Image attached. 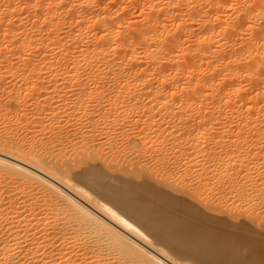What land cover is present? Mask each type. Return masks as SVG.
Returning a JSON list of instances; mask_svg holds the SVG:
<instances>
[{"label":"bare ground","instance_id":"obj_1","mask_svg":"<svg viewBox=\"0 0 264 264\" xmlns=\"http://www.w3.org/2000/svg\"><path fill=\"white\" fill-rule=\"evenodd\" d=\"M131 9H136L138 16L131 18ZM8 74L15 79L16 75L19 78L24 76L26 83L28 77L33 80L35 77V84L28 89L34 90L30 95L26 84L23 85L26 93H22L27 94V98L40 92L48 81L56 83L61 79V82H57L59 88L51 85L52 91L47 85L48 91L43 89L45 95L41 96L42 99L34 96L29 99L33 111L44 110L50 116L48 122H44L47 120L41 116V120L37 117L35 121L33 112L29 116L35 117L27 123L50 129L56 134L54 141L49 138V133V137L47 135L39 142L35 137L39 132L34 134L38 128L33 133L35 136L32 135L38 140L39 149H35L32 143L22 142L25 137L20 138V133L16 137L17 134L5 132L9 136L0 137V185H10L11 188L5 192L0 186V264H264L263 245L254 247V250L250 247L252 255L241 252L239 257L232 256L229 251L233 246L231 238L208 230L196 220L194 222L191 216L181 211V207L180 211L178 207L176 209L164 193L160 192V195L153 189L160 184H153L151 189L142 186L141 178L138 182L141 186H136L137 182L131 184L130 181H138V176L144 172L137 171L140 176L136 171L133 175L130 170L135 177L132 180V176L126 174L128 172L116 171L117 166L114 165L113 170L112 164L108 165V160H103L99 148L95 147L99 125H108V129L113 130L130 123L138 125L143 119V130H150L151 135H135L141 143L130 146L136 153V160L160 150L161 158L156 161L167 170H172L170 166L174 167L176 159L182 156L188 160L186 166L194 162L201 164L205 173L197 177L196 199L210 180L213 185L223 181V190L239 200V197L246 196L247 189L261 190L263 181L257 183L247 171L242 173L241 166L249 169L248 160L239 158L240 148H236L233 140L227 141L230 146L226 149V144L222 147L225 136H228L222 132V126H219L221 132L211 130L215 125L234 121L248 127L246 137L241 131L240 144L264 139V0H0V80ZM46 76L53 81H46ZM41 77H46L42 80L46 81L42 87ZM90 78L94 79V85ZM31 79L29 81L33 82ZM87 81L92 88L87 86ZM69 86L73 87L72 91ZM67 87L70 92L65 90ZM114 88L120 92L115 94V99L111 97L112 101H109V98L105 105L95 102L89 108L94 96L102 100L104 89ZM11 91L12 88L8 91L10 99L19 97L18 91L19 95ZM68 92H72L74 99L70 100L68 94L66 100ZM53 93L61 97L55 100ZM122 94L128 98L125 103ZM26 97L27 102L24 98L21 101L30 105ZM193 108L201 112L193 116L195 112L190 113ZM203 108L209 110L202 111ZM6 110L3 112L5 116L8 115ZM21 112L15 113L18 121L25 118L21 117ZM83 117L89 125L79 122L84 127L81 144L78 146L77 141L74 148L71 143L72 154L66 157L65 151H60L62 142L57 149L62 138L60 133L64 128L72 130ZM3 119L10 121L7 116ZM108 129L104 133H108ZM39 131L44 133L41 129ZM120 131L125 138L126 130ZM68 132L61 134L67 135ZM27 135L29 137V133ZM85 136L89 137L88 142L84 141ZM183 140L188 143L187 148L185 144L180 145ZM106 143L117 157L120 147L116 143L112 146L111 139ZM253 144L248 146L249 150L246 148L247 153L254 150ZM216 147H222V150L218 152ZM256 147L259 149L256 148V152L264 160V145L259 143ZM231 157L239 158L240 164ZM97 161L101 163L97 164ZM123 170L126 171L124 166ZM129 175L130 181L127 180ZM145 176L143 181L148 179H143ZM179 177L180 185L185 189L187 182L183 176ZM163 186L161 188L166 189ZM180 193L176 196L187 199L188 196L183 199ZM201 208L206 211V207ZM239 209L234 212L238 214ZM228 216L232 219L233 214ZM233 219L238 221V218ZM246 223L250 222L246 220ZM225 245L229 248L222 250Z\"/></svg>","mask_w":264,"mask_h":264},{"label":"rangeland","instance_id":"obj_2","mask_svg":"<svg viewBox=\"0 0 264 264\" xmlns=\"http://www.w3.org/2000/svg\"><path fill=\"white\" fill-rule=\"evenodd\" d=\"M133 9V8H132ZM131 9V11L133 12H131V14H132V16H131V18H135V16H138L137 15V13H139L136 9L135 10H132ZM134 14V15H133ZM134 16V17H133ZM9 75V74H8ZM7 75V76H8ZM7 76H6V78H7ZM10 76V77H9ZM8 76V79L6 80V78H4L5 76H3V78L0 80L1 82H4V83H1L0 84V112L2 113L1 115H0V117L3 115V112L7 109V110H11V112H7V110H6V113L5 114H8V115H6L7 116V119H9L10 121H8V120H4L3 118H5L6 116L5 115H3V117H1L0 118V135H1V132H2V136H0V137H7V136H9L10 134L11 135H15L16 136V134H17V136L16 137H18V135H19V133H20V135H19V137L20 138H22V137H25V139L24 138H22V142H24L25 144H33V146L34 147H36L35 149H39V147H38V145H39V142H40V139L41 138H47V137H49V135H50V139H52L53 141L56 139L55 138V133L53 132V131H51L50 129H48V128H46L45 130L42 128V127H39V125L37 124V125H33V123H27V121L28 120H30L31 118H33V117H35V115L34 116H31L32 114H33V112H35V114H36V118L34 119L33 118V120H38V118H39V120H41V118L42 117H44V118H42L43 120H47V121H44V122H48V116H50V114H47L46 112H44V110H42L41 112L40 111H38L37 113H40V114H37L36 113V111H33L32 109H34L33 107H32V105H31V102H29V99L30 98H32L33 96H34V98H37V99H42V97L41 96H44L45 95V92H44V90L45 91H50L51 90V88H53L51 85H55V86H57L58 88H59V84H60V82L61 81H59V80H61V79H57L58 81H59V84L57 83H55V82H52L53 81V79L52 78H50V77H48V76H46V77H43L46 81H47V79H52V83H50V81H48L47 83H44V82H46L45 80H44V82L42 81L43 80V78L41 77V78H39L41 81H42V85H41V87L43 86V88H42V90L40 89L39 91L40 92H38V90H37V92L38 93H36V92H34V95L33 94H31L32 95V97L30 96L29 98H27L26 96H28L27 94H29L30 95V92L32 93L34 90H28L29 89V87H31V89H32V86H33V84H35V82L36 81H34L35 80V77H34V80H33V77H28V82L26 83V77L24 78V76H20V78H19V76H17L16 75V79L14 78V76H12V75H9ZM12 77V78H11ZM18 77V78H17ZM10 78V79H9ZM22 78H23V80L25 81H23L22 80ZM31 80H33V82L31 81H29L30 79ZM6 81H4V80ZM13 80V82H11L12 80ZM21 81H20V80ZM38 79V80H39ZM89 79V78H88ZM87 79V80H88ZM90 79H92V80H90L89 82L90 83H92L93 85H94V79L93 78H90ZM3 80V81H2ZM9 80V81H8ZM16 80V81H15ZM39 80V82L41 83V81ZM104 80V79H103ZM183 80H185V79H183ZM20 81V82H19ZM15 82V83H14ZM30 82V84H28ZM183 82V81H182ZM8 85H7V84ZM16 84V83H18V84H16V85H14V84ZM24 83V84H23ZM44 83V84H43ZM48 83H50V85L48 84ZM90 83H88V81H87V86L90 88L91 87V85L92 84H90ZM3 84H5V85H3ZM26 84V87H27V94H26V96H25V94L24 93H26L25 91H26V89H25V87L23 86V85H25ZM32 84V85H31ZM96 84V83H95ZM3 85V86H2ZM19 85L21 86L22 85V87H19ZM28 85V86H27ZM31 85V86H30ZM49 86L50 88L48 89V87H46V86ZM90 85V86H89ZM93 85H92V87H93ZM7 86H9V88H7ZM13 86V87H12ZM54 86V88H56ZM17 87V88H16ZM39 87V86H38ZM41 87H39V88H41ZM45 87V88H44ZM69 87H71V86H69ZM91 87V88H92ZM3 88H5V89H3ZM10 88H12V91H11V93H13L14 91L16 92V95H21V97L23 96V94H24V96L26 97V99L28 100V102L30 103V105H28L26 102V100H25V97H20V95H19V97H15L16 99H10V98H12V97H10V96H8V91L10 92ZM15 88H16V90L17 89H20L19 91H18V93H17V91L15 90ZM36 88H37V86H36ZM38 88V89H39ZM14 89V90H13ZM23 89H24V91H23ZM48 89V90H47ZM68 89V87L65 89V90H67ZM72 89H73V87H71V91H72ZM5 90V91H4ZM6 90H7V92H6ZM69 90V89H68ZM70 90H69V92H70ZM112 89H109V90H106L105 91V89H104V96L101 98L102 100H99L98 98H96L95 99V96H94V100H92V103L90 102L89 103V108H91V107H93V105L92 104H94L95 102L97 103H99L100 105L101 104H103L104 103V105L106 104V101L108 102V100H109V98H110V100L109 101H112L111 100V97H112V99L114 98V97H116V95H119V90L116 88H114V90L115 91H117V93L114 91V90H112ZM41 91H42V93H43V95H41L42 93H41ZM52 91V90H51ZM109 91V92H108ZM3 92H4V94H3ZM22 92H24V93H22ZM58 92H60V91H56L55 93H57V94H59V95H61L62 93L60 92V93H58ZM66 93L65 94V98H66V100L68 99L67 98V96H69L70 98V100L71 99H74V96H72L73 94H72V92H71V94L70 93ZM115 92V93H114ZM136 92V91H135ZM134 92V94H136ZM39 93H41V94H39ZM110 93V94H109ZM114 93V94H113ZM35 94L38 96V97H40V98H38V97H36L35 96ZM69 94V95H68ZM116 94V95H115ZM9 95H10V93H9ZM58 95V96H59ZM115 95V96H114ZM7 96V97H6ZM11 96H12V94H11ZM53 96H54V93H53ZM57 95H55L54 96V99H55V97H56V99L55 100H58L57 98H60L61 96H59L58 97ZM106 96V97H105ZM108 96V97H107ZM124 97L125 98V100H124V98H122V97ZM120 97H121V99H122V102L123 103H125V102H127L128 100V98L127 97H125L126 95H124V94H122ZM10 97V98H9ZM72 97V98H71ZM24 98V99H23ZM34 98H32V99H34ZM105 98H106V100H105ZM127 98V99H126ZM20 99V100H19ZM25 100L26 102H23V101H21V100ZM103 99H104V101H103ZM115 99V98H114ZM121 99H120V101H121ZM3 100V101H2ZM19 102H18V101ZM97 100V101H96ZM124 100V101H123ZM127 100V101H126ZM14 101H15V103H14ZM20 101H21V103H25L26 105H24V106H22L23 104H21L20 103ZM68 101V100H67ZM94 101V102H93ZM102 101V102H101ZM145 101V100H144ZM6 102V103H5ZM101 102V103H100ZM146 102V101H145ZM144 102V103H145ZM3 103V104H2ZM5 103V104H4ZM19 103V104H18ZM122 103V104H123ZM142 103H143V100H142ZM15 104V105H14ZM3 105V106H2ZM18 105H20V106H18ZM28 105V106H27ZM8 106H10V107H8ZM14 106H15V108H14ZM175 106V105H174ZM173 106V108L175 109V107ZM5 107H7V108H5V110H4V108ZM31 107V108H30ZM13 108V109H12ZM25 108V109H24ZM29 108H30V110H29ZM14 109H16V110H14ZM20 109V110H19ZM22 109V110H21ZM194 109V110H193ZM191 111H190V113H192V111L193 112H195V113H192V115L193 116H197L196 115V113L197 114H199L200 112L199 111H197L198 109H196V108H193ZM195 109H196V111H195ZM24 110V111H23ZM200 110V109H199ZM207 111V110H209V108H203L202 109V111ZM211 110V109H210ZM12 111H15V112H12ZM18 111H22L21 113H19V114H22L21 115V117H25V118H27V120L24 118V119H20V121H18L17 120V118H18V114H17V112ZM28 111V112H27ZM25 112H26V114H27V116H26V114H25ZM199 112V113H198ZM11 113H12V115H14L13 117H15V115H16V118H11L12 117V115H11ZM16 113V114H15ZM32 113V114H31ZM46 113V114H45ZM25 114V116H23ZM29 114H31L30 116H29ZM9 115H11L10 117H9ZM39 116H41V118L39 117ZM47 117V119H46V117ZM28 117H30V118H28ZM38 117V118H37ZM221 118H222V115H221ZM12 119H14V120H12ZM26 122H25V121ZM32 120V121H33ZM42 120V121H43ZM85 120V121H84ZM3 121H4V123L6 122V123H8V124H4L3 123ZM15 121H17V123L15 122ZM81 121H83L82 123H84L85 124V126H87V125H89V124H87L86 122V118L85 117H83L82 118V120L80 119V121H78V124L76 123V126H72L73 127V129L71 130V128H64V130H63V132H65L66 130L67 131H69L68 132V134L66 135L65 133V135H66V137H65V135H63L62 136V134L61 133H63V132H61L60 133V136L64 139L63 141H62V138L59 140V142L57 143V149H60V147H62L61 149H60V151H62V152H64V153H66L65 155H66V157L68 156V155H70V154H72V152H70V149H71V143H72V146L75 148V147H77V145L79 146L80 144H81V142H80V140H81V132L84 130L83 128V126H82V124L80 123V125H79V122H81ZM9 122H10V124H9ZM20 124H19V123ZM22 122H23V124H22ZM25 122V123H24ZM142 123H138V125H134L133 123H132V125H130V124H127V126L125 125L124 127L123 126H121V125H118V126H121V128L120 127H117L118 129L116 130L115 128L116 127H114V129L113 130H111V129H108V125H99L98 126V129L96 130L97 131V137H96V139H95V142H96V148L98 149L99 148V150H100V154H102L101 155V158H104L103 160H108V165H109V163H110V165L112 166L111 168L113 169V170H115V167L113 168V166L115 165V166H117V170L116 171H119V173H120V171H123L124 173L125 172H128V173H126V174H130L132 177H130V175L129 176H127L128 177V181H130L129 179L130 178H132V180H134L135 179V177H133V175L135 174V171L137 172V171H139L140 173L142 172H144V174L146 175L143 179H146V177H148V179H146L145 181H143L142 180V177H143V175L141 176V174L140 173H138L141 177H139L138 176V181H137V179L136 180H134V181H130L131 182V184H136V182H137V184H136V186L138 185V184H140V183H138V182H141L142 181V186H144L145 185V187L147 186V187H149V188H151V187H154V185H161V186H163V184H164V186H163V188L165 187L166 189H162L161 188V186L159 185V186H157L158 187V189H157V187H154L153 189L155 190L156 189V193H160V192H162V193H164L163 195L165 196V198H167L168 200V202L171 204V201L173 202L172 203V205H176V209H177V207H178V209H179V207H181V211L183 210L184 212V214H186V216H191L190 218L192 219V220H194V222H195V220L196 221H198L199 222V224H201L202 226H204L205 228H207L208 230L209 229H211V230H213V231H215V232H218V233H220L221 235H223V236H225L226 238H231L230 239V241H232V245L233 246H231L230 248H229V246L228 245H225L223 248H222V250L223 249H226V248H229V251H230V253H231V255L233 256V255H236V256H240V253L241 252H244L245 254L247 253V255H249V254H251L252 255V252L250 253L249 252V250L252 248L253 250H254V247H257L258 245V247H260V244L261 245H263L264 246V205H261V201H263V204H264V186L262 187V189L261 190H258L257 191V189L255 188V190H254V188H252V190L251 189H247V191L245 192L246 193V196H244L243 198H241V197H239L240 198V200L236 197V196H234V195H231V194H229L228 192H227V190H223L224 189V187H225V185H224V183H223V181L222 182H220V181H218V182H216L214 185L212 184V182L213 181H209V183H208V187L205 189V191L203 192H201L200 193V195H199V197L196 199V197H195V193H196V185L198 184L197 182H198V179H197V177H198V175H201V174H204L205 173V170L204 169H201V164H199V163H192V164H190L191 166H186V163L185 162H187L188 160H187V158H186V156L184 157V156H182V158L181 157H179V159H176V160H178L175 164H173L174 165V167H171L170 166V168H172V170H173V173H172V170L171 169H168L167 170V168L165 169V166L162 164V163H159L158 161H156V159H158V157H160L161 158V156H160V154H161V152H160V150H157V152L156 151H154V152H151V154L149 153V154H147V155H142L141 157H138L137 158V160H136V156L134 155V154H136V153H133V149L130 147L131 145H133V143H134V145H140L141 143L137 140L138 138H136V134H138V133H142L141 135H146V136H150L151 134H150V130H146V131H148L147 133H146V131L145 130H143V125H144V123H143V119H142V121H141ZM234 122V121H233ZM233 122L231 123V122H228V123H230V124H228L227 122H225L226 124H223V125H218V127L219 126H222V128H223V131H222V129H221V127H219L220 128V131H219V128L217 127V125H215L213 128H215V129H213L212 128V130H211V127L212 126H210L209 128H210V130L211 131H213V130H215V132L216 131H218V132H225L226 134H224V135H228V136H225V143L223 142L222 143V147H224V144H226L225 145V149H226V147H228V146H230V142H227L228 140L229 141H231V139L233 140V142L235 143V145H237V147L236 148H238V150H239V148H240V150H239V154H238V156H239V158H247L246 160H248V164H249V169L248 168H246V167H242L241 166V168L240 169H243V170H241L242 171V173H245L246 171L248 172V175L249 176H251V178H252V181H253V179H254V181L256 180V182L258 183H261L262 181V183H264V165H263V161L264 160H262V158H263V156L262 155H258L259 154V152H256V146L257 145H259V143H260V145H264V141H262V140H264V139H262V140H260V142H254L253 141V143H255V145L253 144V143H251V142H243L242 144H240L241 143V138H243L242 136V132L244 131V136L245 135H248V132H246V131H248V130H246V129H248V127H243L242 125H238L237 123H235L234 122V124H233ZM3 124V125H2ZM31 124V125H30ZM83 124V125H84ZM228 124V125H227ZM237 124V125H236ZM13 125V126H12ZM79 125V126H78ZM135 127H134V126ZM11 126V127H10ZM15 126L17 127V128H15ZM23 128H22V127ZM25 126V127H24ZM27 126H29V127H27ZM32 126V127H31ZM104 126V127H103ZM107 127V129H108V133H104L105 132V130H107L106 129V127ZM137 126V127H136ZM143 126V127H142ZM34 127V128H33ZM79 127H80V129H79ZM225 127V128H224ZM239 127H241L240 129H239ZM242 127H243V129H242ZM11 128V129H10ZM15 128V129H14ZM27 128V129H26ZM29 128H30V130H29ZM36 128H38V131H36ZM82 128V129H81ZM128 128H131L130 130L132 131H130V130H128ZM137 128V129H136ZM142 128V129H141ZM216 128H217V130H216ZM16 129H17V131H16ZM32 129H35V130H33L32 131ZM42 130V132H44L43 134L39 131V130ZM74 129H75V132H74ZM121 131H124L125 132V130H126V136H125V138H127V139H125L124 137H123V135H124V133L122 132V134L121 133H119V131L120 130ZM145 129V128H144ZM178 129V131H180V128H177ZM227 129V130H226ZM239 129V130H238ZM245 129V130H244ZM47 130V131H46ZM80 130V131H79ZM115 130V131H114ZM119 130V131H118ZM243 130V131H242ZM22 131V132H21ZM23 131H24V133H23ZM26 131V132H25ZM36 131V132H35ZM78 131V132H77ZM110 131V132H109ZM113 131V132H112ZM118 131V132H117ZM120 131V132H121ZM130 131V132H129ZM135 131V132H134ZM137 131V132H136ZM242 131V132H241ZM8 133L9 135H6V133ZM10 132V133H9ZM11 132H16V133H11ZM29 133V137H28V133ZM35 132V133H34ZM37 132H39L38 134V136H35L34 134H36ZM112 132V133H111ZM214 132V131H213ZM245 132L247 133V134H245ZM26 133V134H25ZM34 133V134H33ZM45 133H47V134H45ZM50 133V134H49ZM54 133V134H53ZM70 133V134H69ZM99 133V134H98ZM116 133V134H115ZM119 133V134H118ZM146 133V134H145ZM228 133V134H227ZM24 136H23V135ZM36 137V138H38V140H39V142H38V140H37V142H36V140H35V137H33V135ZM42 134V135H41ZM49 134V135H48ZM52 134V135H51ZM108 136L107 138H106V135ZM110 134V135H109ZM121 134V135H120ZM130 134V135H129ZM229 134H231L230 135V137H229ZM239 134H241V135H239ZM22 135V136H21ZM27 135V136H26ZM32 135V136H31ZM37 135V134H36ZM41 135V136H40ZM44 135V136H43ZM48 135V136H47ZM69 135V136H68ZM75 135V136H74ZM99 135V136H98ZM113 135V136H112ZM115 135V136H114ZM128 135H129V137H128ZM132 135H134V137L132 136ZM239 135V136H238ZM47 136V137H46ZM54 136V137H53ZM231 136H232V138H231ZM31 137V138H30ZM40 137V138H39ZM88 136H85L83 139H85L84 141H89V137L87 138ZM111 137H114V138H111ZM117 137V138H116ZM229 137V138H228ZM246 137V136H245ZM27 138H29V139H27ZM34 138V141L32 140ZM68 140H67V139ZM105 138V139H104ZM228 138V139H227ZM238 138V139H237ZM74 141V142H72V140ZM88 139V140H87ZM101 139H103V141L101 140ZM109 139H111V142H112V146H114V144L116 143V145H117V147H120V154L118 153L117 155V157H116V154L114 155V153H112V151H110L109 150V144L108 143H106V142H108V140ZM121 141H120V140ZM235 139V140H234ZM23 140H25V141H23ZM30 140H32V142L30 141ZM45 140V139H44ZM76 140V141H75ZM101 140V141H100ZM105 140V141H104ZM138 142H137V141ZM27 141V142H26ZM29 141V142H28ZM78 141V143H76ZM120 141V142H119ZM123 141V142H122ZM133 141V142H132ZM135 141V142H134ZM203 141V140H202ZM202 141H200V144H202L203 142ZM240 141V142H239ZM35 142H36V144H35ZM62 142V143H61ZM182 142H184V140L182 141ZM237 142H239V144H240V146L242 147H240L239 146V144H236ZM261 142H263V143H261ZM62 145H61V144ZM73 143H74V145H73ZM77 145H76V144ZM80 143V144H79ZM131 143V144H130ZM136 143H139V144H136ZM249 143V144H248ZM27 144V145H28ZM31 144V145H32ZM58 144H60V147H59V145ZM127 144V145H126ZM186 146H185V145ZM227 144H229V145H227ZM247 144V146L245 147L244 145H246ZM251 144H253L252 146H255V148H254V150H252V152H249V153H247V150H246V148L248 149V146L250 145L251 146ZM180 145H184L186 148L188 147V143L185 141L183 144H180ZM40 146V145H39ZM69 146V147H68ZM101 146H103V147H101ZM59 147V148H58ZM65 147V148H64ZM67 147V148H66ZM182 147V146H181ZM221 147V148H222ZM64 148V149H63ZM106 148V149H105ZM123 148V149H122ZM125 148V149H124ZM182 148H184V147H182ZM220 147H216V149H218V150H216V151H220V150H222ZM220 149V150H219ZM224 149V148H223ZM131 150V151H130ZM249 150V149H248ZM68 151V152H67ZM71 151H73V150H71ZM128 151V152H127ZM255 151V152H254ZM257 151H259V149L257 148ZM124 154H123V153ZM222 152V151H221ZM243 152V153H242ZM253 152L255 153V154H253ZM156 153V154H155ZM252 153V154H251ZM68 154V155H67ZM111 154V155H110ZM113 154V155H112ZM126 154V155H125ZM131 154V156H129ZM257 154V155H256ZM104 155V156H103ZM132 155H134V156H132ZM156 155H158V156H156ZM113 156H115V157H113ZM233 156H235V155H233ZM73 156H71V157H69V158H72ZM126 157V158H125ZM145 157V158H144ZM155 157V158H154ZM111 158V159H110ZM114 158H116V159H114ZM119 160H118V159ZM125 158V159H124ZM130 158V159H129ZM135 158V159H134ZM159 158V159H160ZM184 158L186 159V160H184ZM233 160H235V161H237L239 164H240V159L239 158H237L236 159V157H231ZM231 158H229L230 160H232ZM141 159V160H140ZM173 159V158H172ZM175 159V158H174ZM183 159V160H182ZM106 160V161H107ZM110 160V161H109ZM127 160H129V161H131V162H128ZM137 162H135V161ZM232 160V161H233ZM121 161V162H120ZM123 161V162H122ZM143 161H145V162H143ZM260 161H262V165H263V167H261L262 165L260 164ZM112 162V163H111ZM114 162V163H113ZM117 162V163H116ZM140 163V165H139V163ZM154 162H156V163H154ZM97 164H100L101 163V161H100V163H98V161L96 162ZM123 163V164H122ZM128 163H130L129 165H128ZM184 163V164H183ZM259 164V165H257V164ZM118 164H120V165H118ZM136 164V165H135ZM138 164V165H137ZM153 164V165H152ZM155 164V165H154ZM142 165V166H141ZM145 165H146V167H145ZM122 166V167H121ZM123 166H124V169L126 168V171H124L123 170ZM131 166V167H130ZM148 166H151V167H148ZM156 166V167H155ZM186 166V167H185ZM120 167V168H119ZM135 167L137 168V169H135ZM144 168V169H141V168ZM158 167V168H157ZM184 167H185V169H184ZM109 168H110V166H109ZM122 168V169H121ZM138 168H140L141 170H139ZM177 168V169H176ZM187 168H189V169H187ZM146 169V170H145ZM149 169V170H148ZM155 169V170H154ZM159 169V170H158ZM161 169H162V171L163 170H165V171H161ZM175 169V170H174ZM128 170V171H127ZM130 170L132 171L131 173L133 174H131L130 173ZM154 170V171H153ZM157 170V171H156ZM171 170V171H170ZM147 171H148V173H147ZM169 173H168V172ZM245 171V172H244ZM155 172V173H154ZM122 173V172H121ZM164 173H168V174H164ZM172 173V174H171ZM240 174V176H239V179H240V177L243 175V174ZM160 174V175H159ZM164 174V175H163ZM171 174V175H170ZM136 175V174H135ZM148 175H151L150 177L148 176ZM165 175H169L168 177H166ZM155 176V177H154ZM164 176V177H163ZM177 176V177H176ZM179 176H183L182 178H184V181H185V183L188 185L187 187L185 186V189H184V187H183V189H182V187H181V185H180V180H181V178L179 177ZM126 177V178H127ZM130 177V178H129ZM159 179H158V178ZM166 177V178H165ZM172 177V178H171ZM180 178V180H179V178ZM134 178V179H133ZM140 178H141V181H139L140 180ZM150 178V179H149ZM158 180H157V179ZM242 178V177H241ZM251 178H250V180H251ZM152 179V180H151ZM173 181H172V180ZM222 179H224V178H221V180ZM147 180H149L150 182H147ZM160 180V181H159ZM165 180V181H164ZM258 180H260V181H258ZM157 181V182H156ZM251 181V182H252ZM144 182V183H143ZM154 182V183H153ZM172 182H174V184H172ZM179 182V183H178ZM189 182V183H188ZM220 182V183H219ZM172 186H170L169 184ZM176 183H178V184H176ZM141 184H140V186H141ZM154 184V185H153ZM190 184V185H189ZM216 184H219V186L218 185H216ZM223 184V185H222ZM2 185V184H1ZM0 185V186H1ZM149 185V186H148ZM151 185H153V186H151ZM166 185V186H165ZM178 185V186H177ZM8 187H6V184L5 185H2L1 186V188L2 189H4L5 190V192L6 191H9L11 188H10V185H7ZM167 186H169L170 188H168ZM190 186V188L188 189V187ZM251 186V185H250ZM249 186V187H250ZM178 187H181V189L180 188H178ZM0 188V189H1ZM6 188V189H5ZM177 188H178V190H177ZM188 190H187V189ZM152 189V188H151ZM173 189V190H172ZM195 189V190H194ZM153 190V191H154ZM162 190V191H161ZM168 190H170V191H168ZM177 190V191H176ZM185 190H186V192H185ZM248 190H250V191H248ZM165 191H167V192H165ZM174 192L175 193V195H172V194H174V193H171V192ZM189 191V192H188ZM191 191V192H190ZM194 191V192H193ZM169 192V193H168ZM180 192H182V194L180 193ZM162 193H160V195H162ZM168 193V194H167ZM178 193H180L179 195L180 196H182L183 197V199L186 197V196H188L187 197V199L189 200H187L186 198H185V200H181L179 197H177L178 196ZM193 193H194V195H193ZM205 193V194H204ZM167 194V195H166ZM211 194H213V195H211ZM253 194H254V196H253ZM177 195V196H176ZM193 195V196H192ZM208 195V196H207ZM247 195H248V198H246L247 197ZM174 196V197H173ZM185 196V197H184ZM191 196H192V198H191ZM196 196H197V194H196ZM218 196H219V198H218ZM256 196H258L257 198H256ZM163 197V196H162ZM178 199H177V198ZM181 197V198H182ZM200 197H201V199H200ZM221 197V198H220ZM255 199H254V198ZM204 200H203V199ZM206 198V199H205ZM213 200H212V199ZM220 199V200H218V199ZM223 198V199H222ZM263 198V199H262ZM200 199V200H199ZM170 200V201H169ZM192 200H194V201H191ZM209 200V202H207ZM211 200V201H210ZM215 200H216V202H215ZM223 200H226V201H223ZM243 200V201H242ZM245 200V201H244ZM202 201V202H201ZM203 201H206V202H203ZM213 201V202H212ZM219 201L221 202V205L219 204ZM243 203H242V202ZM260 201V203H257V202H259ZM198 203L197 205H195L194 203ZM200 202V203H199ZM209 203V204H208ZM213 204V205H211V204ZM223 203V204H222ZM229 204V205H228ZM234 205L239 209V213L237 214L236 212H237V208L236 207H234ZM208 206V207H207ZM212 206V207H211ZM213 206H215V207H213ZM229 206H230V208H229ZM239 206V207H238ZM201 207H206V211L205 210H203V208H201ZM220 207V208H219ZM233 207V208H232ZM208 208V209H207ZM215 208V209H214ZM241 208H242V210L244 211V209L245 210H249V211H247V212H243L242 213V210H241ZM249 208V209H248ZM210 209V211L213 209L215 212L217 211V209H218V211H217V213L219 212L220 214H223V212L225 213V211H226V213L225 214H223V215H218L217 213H215L214 211H212V214H211V212L209 211H207V210H209ZM220 209V210H219ZM229 209V210H228ZM223 212H222V211ZM232 210V211H231ZM236 210V212H234ZM241 210V211H240ZM179 211H180V209H179ZM208 212V213H207ZM214 212V213H213ZM231 212H233V213H231ZM241 212V213H240ZM227 213H228V215H231V214H233V216H231L232 217V219L231 218H229V216L227 215ZM188 214V215H187ZM237 215V216H235V215ZM239 214H240V216H239ZM249 214V215H248ZM251 214H252V216H251ZM253 214H254V216H253ZM255 214H257V216L255 215ZM214 215V216H213ZM263 215V216H262ZM238 218V221L237 220H234L233 218ZM247 218V219H246ZM259 218H262L261 219V221H260V219ZM241 219L243 220V222L241 221ZM246 220H247V222H250V223H246ZM251 220V221H250ZM257 220V221H256ZM241 221V222H240ZM254 221V222H253ZM263 221V222H262ZM197 222V223H198ZM257 223V224H256ZM204 224V225H203ZM237 238V239H236ZM235 239V240H234ZM238 243V244H235L234 245V243ZM256 244V246H254V244ZM263 246H261V248L263 249L264 247ZM251 247V248H250ZM257 247V248H258ZM236 248V249H235ZM250 248V249H249ZM251 249V250H252ZM264 250V249H263ZM249 253H248V252ZM243 254V253H242ZM244 254V255H245ZM253 257V256H252ZM224 261H227L225 258L223 259Z\"/></svg>","mask_w":264,"mask_h":264}]
</instances>
